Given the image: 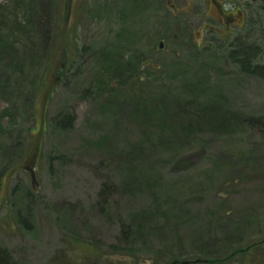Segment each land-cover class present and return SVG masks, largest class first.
<instances>
[{"label":"rangeland","instance_id":"obj_1","mask_svg":"<svg viewBox=\"0 0 264 264\" xmlns=\"http://www.w3.org/2000/svg\"><path fill=\"white\" fill-rule=\"evenodd\" d=\"M209 1L0 0V246L18 264H264V77L232 53L264 64V0H245L255 32Z\"/></svg>","mask_w":264,"mask_h":264},{"label":"trees","instance_id":"obj_2","mask_svg":"<svg viewBox=\"0 0 264 264\" xmlns=\"http://www.w3.org/2000/svg\"><path fill=\"white\" fill-rule=\"evenodd\" d=\"M4 17H5V15H3L2 12L0 11V26H1L0 31L3 29L2 27H3ZM32 18H34V17L32 16ZM14 45H15V42H11L10 41V38L7 35H1L0 34V56H3V54L7 50H13ZM33 47H34V44H33ZM245 47H246V45H244V48ZM247 48H250V49L245 50V53H243V54H240L239 51H234L232 53L236 57H239V59H240L239 61L243 65V68L244 69H246L247 71H251L254 74L255 73H258L259 75H261L262 77H264V64L260 63V61L257 60L256 58H250V55L249 54H252V53L255 52L254 47L249 46ZM71 49H73V52L75 53L76 48L73 47V45L71 46ZM241 55L243 56V59L240 58ZM66 64L67 63H65L64 65H66ZM64 65H63V67H64ZM208 110L206 111L207 113H208ZM213 110H216V108L212 109V111ZM206 112L204 113V116H203L204 119H206V117H208L209 114H210V113H208V115H207ZM263 120H264V117H261V118H259V117H252V118H249L248 119V122L251 123L252 126H254V125H262L261 121H263ZM72 121L73 120L70 119V123ZM123 236H124L125 239H129V237H130L129 234L125 233V231L123 232ZM77 245H78V243H77ZM85 255H86V253H85ZM86 256H89V254H87ZM0 264H18V263L13 259V257L11 256V254L7 251V249H5V248H3V247L0 246Z\"/></svg>","mask_w":264,"mask_h":264},{"label":"flooded vegetation","instance_id":"obj_3","mask_svg":"<svg viewBox=\"0 0 264 264\" xmlns=\"http://www.w3.org/2000/svg\"><path fill=\"white\" fill-rule=\"evenodd\" d=\"M254 2L256 0H253ZM210 9H215L216 12L221 16V24L225 28H236L237 30L245 29L248 25V18L252 17L251 27L253 31H258V17L259 11L254 6L245 3V0H210ZM226 4H230L229 8L225 7ZM251 8V10H250ZM250 10V11H249ZM215 18V17H212ZM242 19V23L239 20ZM216 21H218L216 19Z\"/></svg>","mask_w":264,"mask_h":264},{"label":"water","instance_id":"obj_4","mask_svg":"<svg viewBox=\"0 0 264 264\" xmlns=\"http://www.w3.org/2000/svg\"><path fill=\"white\" fill-rule=\"evenodd\" d=\"M164 47V42H160V48Z\"/></svg>","mask_w":264,"mask_h":264},{"label":"bare ground","instance_id":"obj_5","mask_svg":"<svg viewBox=\"0 0 264 264\" xmlns=\"http://www.w3.org/2000/svg\"><path fill=\"white\" fill-rule=\"evenodd\" d=\"M160 42H163V41H160ZM160 42H159V48H160ZM164 48V47H163ZM163 48H160V49H163Z\"/></svg>","mask_w":264,"mask_h":264}]
</instances>
